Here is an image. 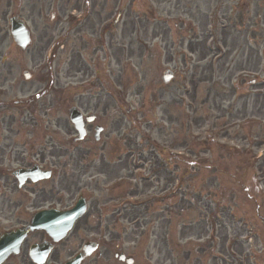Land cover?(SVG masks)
Returning <instances> with one entry per match:
<instances>
[{"label": "rangeland", "instance_id": "374dc122", "mask_svg": "<svg viewBox=\"0 0 264 264\" xmlns=\"http://www.w3.org/2000/svg\"><path fill=\"white\" fill-rule=\"evenodd\" d=\"M2 1L0 69H7L12 101L33 94L19 91V84L27 89L36 86L34 80L24 82L26 71L34 79L52 74L60 82L61 107L66 106L69 48L63 42L62 25L52 23L50 17L59 0ZM141 1L142 7L138 3L130 7V0L112 2L116 14L126 7L118 27L125 50L131 41L130 35H122L129 8L133 18L138 14L143 20L147 15L150 23L157 17L168 18L166 11L157 15L160 10L151 0ZM224 1L226 35L219 26L218 10ZM48 6L54 7L45 10ZM38 9H42L40 17ZM212 10L209 50L186 52L197 41L189 29L179 34L184 36L181 50L174 24L177 19L171 17V34L165 41L141 44L135 39L133 55L107 70L114 72L109 79L114 80L113 86L117 83L124 99L126 137L118 141V147L113 142V147L118 153H129L135 168L129 173V180L135 176L131 183L120 189L105 186L114 180L110 169L116 157L106 160L103 173L79 179L81 167L75 166L73 148L67 144L70 126L63 123L66 168L50 165L53 179L36 185L37 197L31 200H36L35 210H66L76 204L83 194L81 186L86 185L89 212L55 248L48 263H65L86 242L95 241L100 249L84 264H118L113 257L117 245L136 264H264V0H214ZM17 13L32 33V44L25 53L10 36L9 18ZM203 39L208 40H198ZM49 45L46 53L40 52ZM77 51L88 60L89 50ZM203 55L208 58L199 63ZM211 57L216 58L211 62ZM103 65L107 67L106 62ZM168 70L175 77L163 85L161 79ZM175 152L181 154L176 160ZM146 164L143 170L136 169ZM23 193L8 195L4 205L0 203V236L26 225L33 215ZM16 202L21 204L20 211L9 207ZM44 240L43 232L30 236L22 254L6 264H33L28 251ZM107 249L113 251L111 255Z\"/></svg>", "mask_w": 264, "mask_h": 264}, {"label": "flooded vegetation", "instance_id": "af4514ba", "mask_svg": "<svg viewBox=\"0 0 264 264\" xmlns=\"http://www.w3.org/2000/svg\"><path fill=\"white\" fill-rule=\"evenodd\" d=\"M69 1L59 0L56 3L57 11L51 16V22L62 25L66 45L69 48L66 58L70 65L67 76V80L70 81V89L68 90V105L64 107L63 113L71 109H76L81 113V116L75 115L73 122H69L72 141L76 146L73 159L81 167V175L86 176L88 173H103L104 167L107 165L106 160L116 156L110 169L111 179H116L120 173L127 174L125 177L128 178L131 169H135L130 165L129 153L121 151L119 155L114 154L112 143V141L118 143L126 137L125 123L120 110L123 99L121 97L119 99L117 94L115 97L109 94L105 95L102 89L105 83L100 78H98L95 88L80 87L89 80L91 69L81 57V52L77 51L78 48H84L85 51L90 47L89 58L92 64L95 61L100 62L101 59L115 62L121 58L118 46V22L114 14L113 0H75L74 3L68 5ZM151 2L154 7L156 6V10L159 9L161 12L157 15L167 12L168 18L157 17L154 22L150 23L147 15L142 20L139 15L133 18L129 14L125 21L124 33L127 32L133 40L137 35V41L144 44L157 41V39L165 41L167 34H171L169 26L170 23H173L169 21L171 17L177 19V22L174 23L177 35L189 29L192 30L196 39L199 37L210 39L212 36L211 19L214 0H151ZM131 3V5L138 3L140 7L144 5L141 0H131ZM225 4V1L221 2L218 10L219 15L221 14L220 18H222V22L219 21V26L226 35L225 25L227 24L224 25L223 21L227 20L228 22V9ZM32 7L34 10L37 8L35 4ZM53 7L48 6L45 10ZM41 15L42 9H38V16ZM59 17L60 21L56 22ZM184 19H188V21H184ZM44 29L41 31L44 32ZM183 38L184 36L180 39L181 50H184ZM204 40L203 42L196 41L195 45L190 43L187 52L201 53L202 49L207 47L205 45L207 39L205 42ZM224 42L227 46L226 39ZM73 43L75 50L71 48ZM168 47L169 45L166 49ZM39 50L42 52L46 49L40 48ZM207 58L208 56L203 55L199 63ZM4 79L6 77L0 71V80H2L0 82V203L4 205L6 196L20 194L23 191V195L30 200V211H34L36 200L31 199L37 197L35 186L50 180L39 183L29 180L20 186L19 179L13 177L17 169L23 170L39 166L46 170L49 169L46 167L55 166V164H59L60 168L65 167L63 164L68 159L62 145L64 124L59 100V82L52 77L50 79L38 78L36 91L39 94L26 101L19 116H15L9 94L10 87ZM28 108L31 109L29 112L26 111ZM79 120L83 123L82 139H80L78 130L80 128V126L78 127ZM30 129L33 131L32 133ZM33 143L36 151L33 149ZM132 161H135V158ZM144 166L136 169L141 170ZM41 195L45 196V193ZM9 207L20 211L21 204L9 203Z\"/></svg>", "mask_w": 264, "mask_h": 264}, {"label": "water", "instance_id": "95a60500", "mask_svg": "<svg viewBox=\"0 0 264 264\" xmlns=\"http://www.w3.org/2000/svg\"><path fill=\"white\" fill-rule=\"evenodd\" d=\"M12 37L16 44L25 49L30 42L29 34L24 27V24L19 19L13 18L10 22ZM26 79L29 76L26 74ZM170 79V77H169ZM168 79V80H169ZM73 114V112H72ZM16 176L20 179H32L33 181L43 180L50 178V173H42L38 168L29 171H19ZM86 212L85 202L83 200L78 202L75 209L68 212H61L55 210H47L45 212L37 213L31 220V223L24 228L6 232L0 238V264H3L9 257L19 254L21 246L26 238L37 231L46 232L55 243L65 238L71 231L73 225L81 218ZM96 244H86L83 247V252L75 258L70 259L65 264H81L83 260L96 250ZM53 246L50 243L37 244L30 250V257L37 264H45L49 257Z\"/></svg>", "mask_w": 264, "mask_h": 264}]
</instances>
